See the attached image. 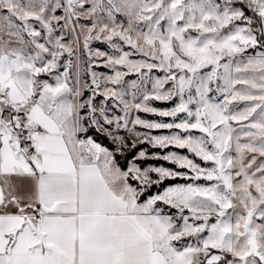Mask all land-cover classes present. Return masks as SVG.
I'll use <instances>...</instances> for the list:
<instances>
[{"label":"snow or ice","instance_id":"6c2138e0","mask_svg":"<svg viewBox=\"0 0 264 264\" xmlns=\"http://www.w3.org/2000/svg\"><path fill=\"white\" fill-rule=\"evenodd\" d=\"M0 264H264V0H0Z\"/></svg>","mask_w":264,"mask_h":264},{"label":"rangeland","instance_id":"374dc122","mask_svg":"<svg viewBox=\"0 0 264 264\" xmlns=\"http://www.w3.org/2000/svg\"><path fill=\"white\" fill-rule=\"evenodd\" d=\"M94 47H106V46H101L99 43H96V44H94ZM97 71L107 72L108 69L101 67V68H98ZM154 74H156V75H162V73H154ZM137 78H138V77H137L136 74H130V75L127 77V79H129V80H135V79H137ZM148 87H151V85L149 84ZM154 103H155V106H157V107H171V106H172L171 103H163V102H154ZM140 115H141L143 118H147V119H158V117H154V116H151V115H148V114H144V113H140ZM165 120H167V118H165ZM89 134L92 135L93 133L90 132ZM153 134H159V131L154 130ZM96 138H97L99 141H104V142H106V144H107L108 146H111V145H110V142L107 140L106 137H102V136H100V135L97 134V135H96ZM141 149H147V150L149 151V154H151V152H159V151H162V150H160V149H153V148H151V146L148 145L147 143L139 144V145H137V147H136L132 152L128 153V159H131V158H132L134 155H136V153H138ZM164 151H180V152L183 154L186 150H179V149H176V148H174V147H169L168 149H166V150H164ZM120 161H121V162H125V161H124L123 159H121V158H120ZM198 162H199V161H198ZM148 164H154V165H157V166H159V165H163V166H165V167H169V168H173V169L176 168L175 165H173V164H171V163H169V162H166V161H162V160H152V159H149V160H146V161H143V162H142V166H146V165H148ZM154 178H155V177H154ZM169 180L176 181L175 183H185V182H186L185 180L180 179V178H177V179H169ZM175 183H173V184H175ZM168 185H169V184H168ZM162 186H167V185H162ZM154 191H156V188H155V187H153V188L150 190L149 194H151V192H154Z\"/></svg>","mask_w":264,"mask_h":264},{"label":"trees","instance_id":"16d2710c","mask_svg":"<svg viewBox=\"0 0 264 264\" xmlns=\"http://www.w3.org/2000/svg\"><path fill=\"white\" fill-rule=\"evenodd\" d=\"M102 143H104V144H106V142H104V141H101ZM107 145V144H106ZM109 147H111V146H109ZM118 159H120L119 157H118ZM121 162V161H120ZM121 164L122 165H124V166H126L125 165V162H121ZM176 181H173V180H166L165 182H164V184L163 185H168V184H173V183H175Z\"/></svg>","mask_w":264,"mask_h":264}]
</instances>
